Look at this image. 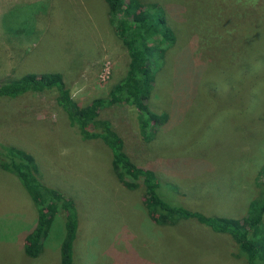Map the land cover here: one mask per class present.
I'll return each mask as SVG.
<instances>
[{"label": "rangeland", "instance_id": "rangeland-1", "mask_svg": "<svg viewBox=\"0 0 264 264\" xmlns=\"http://www.w3.org/2000/svg\"><path fill=\"white\" fill-rule=\"evenodd\" d=\"M159 1L172 8L165 18L175 41L164 45L146 105L166 121L142 142L132 108L115 104L99 118L110 123L133 164L154 172L164 201L240 219L261 195L256 181L264 182V67L260 82L240 86L250 77L249 56L264 60V9H252L258 18L251 23L250 10H242L249 0ZM233 9L248 41L220 36L236 25L227 21ZM126 64L103 0H0V83L56 72L72 101L85 106L109 94ZM0 145L30 155L38 181L73 203L72 264H245L227 235L194 220L152 223L141 207V188L127 191L117 183L108 150L74 135L52 93L0 100ZM34 220L15 177L0 170V264H58L62 220L56 214L39 254L24 255L22 239Z\"/></svg>", "mask_w": 264, "mask_h": 264}, {"label": "trees", "instance_id": "trees-1", "mask_svg": "<svg viewBox=\"0 0 264 264\" xmlns=\"http://www.w3.org/2000/svg\"><path fill=\"white\" fill-rule=\"evenodd\" d=\"M241 1L236 0L240 3ZM103 2L106 6L108 24L127 56L123 76L112 85L106 97H97L85 106H78L72 101L61 75L52 72L40 75L26 73L14 80L0 83V100L15 98L26 93H52L56 106L64 114L67 125L74 135L82 141H99L108 150L110 170L117 183L127 191L141 188V207L152 223L165 227L174 225L180 220H194L212 233L227 235L236 245L245 264H264V182L256 181L257 187L261 189V195L248 203L246 212L240 219L205 216L199 212L171 205L158 195L154 172L149 168L133 164L123 151L120 138L111 128L110 123L99 118L102 109L115 104L132 108L137 137L142 142L149 141L152 127L166 121L167 115L151 112L147 108L146 100L156 82L155 69L160 66L165 53L164 45L172 46L175 41V32L167 25L165 18L168 10L172 9L167 6L169 4L162 5L160 1L149 3L141 0H103ZM253 8L263 10L264 0H249L244 4L242 10H250L252 14L251 23L258 18H255ZM236 12L234 9L229 11L227 20H233L236 25L230 26L227 31L222 29L220 36L232 38L234 35L243 37L246 35L248 41L249 33L238 28V24L243 20L235 17ZM243 14L247 13L243 12ZM16 31L18 29L13 32ZM23 33L21 31V34ZM216 39L219 40V36H216ZM215 40L210 45L212 46L210 49L216 48ZM249 60L250 77L240 80V86L261 80L259 77L264 67V60L257 54L249 56ZM238 82L239 80L236 84ZM32 161L31 156L24 151L0 145V170L15 177L34 210V226L23 236L22 251L27 258H35L39 254L41 243L51 224V217L56 214L62 220L58 264H72V246L77 228L75 208L69 199L38 181Z\"/></svg>", "mask_w": 264, "mask_h": 264}]
</instances>
